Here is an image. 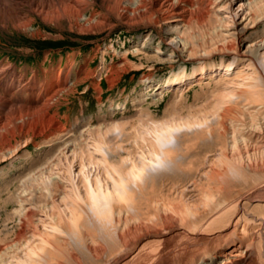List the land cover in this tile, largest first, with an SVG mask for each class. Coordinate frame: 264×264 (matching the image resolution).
Listing matches in <instances>:
<instances>
[{"label":"bare ground","instance_id":"1","mask_svg":"<svg viewBox=\"0 0 264 264\" xmlns=\"http://www.w3.org/2000/svg\"><path fill=\"white\" fill-rule=\"evenodd\" d=\"M217 1L0 0V29H25L32 16L99 29L112 28L114 18L129 24L176 19L174 39L191 51V30L210 21ZM245 4L252 16L260 18L263 0H245ZM220 9L212 14L221 20ZM210 29L216 33L217 27ZM159 53L156 46L155 54ZM260 66L264 74V57ZM203 69L179 73L160 86L179 88L183 79H192ZM44 71L32 70L26 78L23 67L7 59L0 62V159L13 153L19 140L44 138L50 144L51 136L66 130L60 122V98L73 92L83 73L71 66ZM255 86L260 87L259 82ZM123 125L122 121L95 126L87 122L71 143L59 146L51 159L30 173L41 197L38 206L50 216L51 231L43 232L42 241L25 249L24 255H14L13 263L0 255V264H61L63 253L77 260L75 247L85 249L94 260L111 255L102 264H264V205L258 214L248 208L253 201L264 202V91L260 99L251 98L243 105L234 95H223L205 113L155 121L126 135ZM212 137L217 147L204 153L206 182L199 187L193 181L200 201L196 205L181 201L186 185L180 179L193 171L194 149ZM119 139L127 147L117 144ZM110 149L117 159H106ZM73 161L77 177L72 174ZM167 171L179 175L169 176ZM22 192L28 196L29 190ZM26 200L17 241L32 223ZM151 252L148 262L141 259L140 254Z\"/></svg>","mask_w":264,"mask_h":264},{"label":"rangeland","instance_id":"2","mask_svg":"<svg viewBox=\"0 0 264 264\" xmlns=\"http://www.w3.org/2000/svg\"><path fill=\"white\" fill-rule=\"evenodd\" d=\"M218 7L221 8L218 14L222 21L212 14ZM215 8H211L210 21L206 25L191 30L192 48L194 46L191 51L185 50L174 39L176 19L129 24L121 18H114L112 28L99 29L80 28L67 20L48 22L32 16L25 29H0V62L7 59L19 69L23 67L26 78L32 70L34 73L39 69L49 71L51 67L65 70L71 66V69L80 68L83 73V80L74 86L73 92L60 98V122L66 130L61 135L51 136L54 141L50 144L56 147L52 149L53 145L44 143V138H24L15 144L13 153L1 156L0 255L13 263L14 255H24L25 249L42 241L43 232L51 231L50 216L39 207L41 197L29 175L51 159L59 146L66 141L71 143V138L87 122L95 126L122 121V133L126 135L133 129H145L155 121L205 113L223 95H234L242 105L251 98L262 97L264 74L260 61L264 57V5L260 18L249 13L245 0H218ZM214 25L216 33L210 29ZM156 46L162 53L155 54ZM138 48L140 51H136ZM199 68L204 69L192 79H183L179 88L174 84L160 86L179 73L192 74ZM44 77L45 73H41L40 79ZM257 82L260 84L258 88L255 86ZM213 138L202 140L194 149L193 171L180 179V184L186 185L179 198L181 201L199 203L193 181L199 187L206 182L204 172L208 163L203 162L204 153L217 147ZM93 143L89 140L90 149L99 157ZM142 143L146 144L145 141ZM117 144L127 147V142L121 139ZM26 152H29L28 161L25 160ZM120 154L125 157V150L122 149ZM106 159H117L113 150H109ZM62 168L66 169V163ZM72 174L78 175L75 161ZM165 174L179 175L176 171ZM23 189L29 190L28 196L23 195ZM25 200L31 210L32 223L28 222L25 236L17 241L25 218L21 211ZM263 205L262 201H253L248 208L255 209L258 214L263 213ZM158 249L162 251L164 246ZM74 252L77 260L63 253L61 264H102L111 256L105 253L99 260H94L83 248L75 247ZM140 255L147 262L153 257L152 252Z\"/></svg>","mask_w":264,"mask_h":264}]
</instances>
